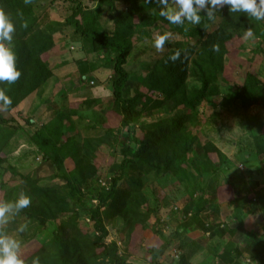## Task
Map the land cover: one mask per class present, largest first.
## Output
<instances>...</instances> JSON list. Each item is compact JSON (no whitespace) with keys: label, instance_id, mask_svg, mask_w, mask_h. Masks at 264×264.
Returning <instances> with one entry per match:
<instances>
[{"label":"rangeland","instance_id":"1","mask_svg":"<svg viewBox=\"0 0 264 264\" xmlns=\"http://www.w3.org/2000/svg\"><path fill=\"white\" fill-rule=\"evenodd\" d=\"M77 1L86 14L93 13L98 4V0L20 1L21 8H33L37 33L32 38L39 43L44 37L51 48L39 56L40 85L1 112L5 122L0 121V202L15 200L24 179L68 193L66 181L58 178L51 161L33 141L36 131L49 127L59 138L67 173L74 172L80 180L78 189L86 204L81 207L73 202L57 218L39 228L37 222L28 224L24 232L18 231L24 225L21 215H17L18 223L13 224L14 216L12 225L9 221L1 225L21 243L19 254L33 251L37 242L49 239L71 216L83 231L96 237L88 209L98 204L97 196L108 192L112 178L119 174L121 148L127 143L123 118L113 109V56L94 52L89 37L75 34L65 24ZM147 1L138 0V4ZM132 2L114 0L115 13L102 4L98 26L107 32L125 29L129 53L124 68L129 80L123 94L139 98L135 128L146 133L179 119L183 133L152 147L140 158L146 166L125 171L118 190L136 185L140 189L126 192L123 207L114 213L109 203L102 207L107 230L103 243L115 244L118 258L129 264H264V155L260 147L264 144V42L245 33L237 40L233 34L226 44L224 64L230 84L218 77L195 112L169 103L156 108L148 97L160 100L163 95H150L149 79L154 72L158 77L163 74L157 66L173 62L169 57L179 51L175 42L180 36L177 26L159 15L160 5L122 23L124 15H131ZM165 33L169 37L163 50L157 51L155 37ZM17 44L13 38V51ZM33 65L28 77L38 70ZM190 68L184 79L186 101L193 100L202 87L198 73ZM245 75L253 78L254 93L245 102L231 99L229 92L238 88ZM192 114L194 119L186 118ZM26 119L32 124L27 125ZM207 144L215 149L207 151ZM128 159L135 158L129 155ZM99 264L115 261L105 259Z\"/></svg>","mask_w":264,"mask_h":264},{"label":"trees","instance_id":"2","mask_svg":"<svg viewBox=\"0 0 264 264\" xmlns=\"http://www.w3.org/2000/svg\"><path fill=\"white\" fill-rule=\"evenodd\" d=\"M20 1L22 0H0V10L10 16L15 26L13 38L18 44L14 53L16 66L21 72L20 78L13 83L0 81V89H3L12 101L7 109L0 106L1 122H5L1 113L2 110H10L23 95L29 94L31 89L40 85L43 70L41 72L39 70V56L51 48L50 41L44 37L42 40L39 39V43L32 38L37 33L33 8L32 6L25 9L21 8ZM75 3L71 15L65 20V24L73 28L75 34L89 37L94 52L106 51L113 56L115 74V79L111 84L114 98L113 109L123 118L122 125L126 128L127 143L121 148L123 160L119 167V174L112 178L108 192L97 196L98 204L94 208L88 209L90 226L96 237L92 238L91 233L83 231L76 217L71 216L61 223L60 228L49 239L38 240V245L33 247V251L19 255L26 264H31L33 258H38L39 264H99L105 259H112L115 264H129L118 258L115 244L106 245L103 243V239L107 237V230L101 218V209L109 203V207L114 213L116 209L123 207L124 203H121V200H124L123 197L126 192H139L140 186L137 185L130 190H118V183L123 180L125 171L127 169H141V165L146 166L145 160L140 158L147 156L152 147L161 144L166 138L183 133L182 124L178 119L176 124L159 125L146 133L136 130L135 118L138 115L136 108L139 98L128 97L123 94V89L129 80V75L124 68L129 53L125 29L120 28L114 32H107L98 26L102 4H107L109 10L115 13L114 0H98L94 12L89 14L84 12L80 1ZM158 6L159 4L155 0L140 4H138V0H133L130 7L131 15H124L122 23L127 18L134 19L136 14L149 12ZM200 15L201 21L198 25H193L187 21L183 25L172 24L177 26L175 32L179 34L180 39L175 42V45L181 54L178 60L172 63H164V68L162 65L157 66L156 69H159L160 72L163 71V74L158 77V74L154 72V77L151 76L152 78L149 79L150 95H163V99L160 100L158 96L154 100L148 97L149 101L156 105V108L169 103L183 106L188 108L190 112H195L198 103L207 98L209 86L214 85L218 81V77L224 84H230L229 80L225 79L229 74L224 72V64L227 54L226 44L230 43L233 34L239 40L244 33L250 30L252 35L264 42V24L247 13L229 12L226 6L220 11L218 17L212 20L203 12ZM190 39L194 40L191 44L189 43ZM214 46L217 49L215 51L213 50ZM33 63L38 66V70L32 77H28ZM189 65L190 67L193 66V72L198 73V78H201L202 87L193 100L186 101L183 88L184 79L191 70ZM30 82L32 85L29 87ZM254 85L253 78L245 75L243 81L237 85L238 88L229 92V97L245 102L254 93ZM191 117L194 119L195 114L186 116L187 119H191ZM24 122L27 125L32 124L29 119ZM33 141L44 154V157L51 161L58 178L66 181L68 191L64 195L56 192L53 187L39 186L35 180H23L21 191L31 198V204L21 210L18 215L23 218L24 225L37 222L39 228V224L45 225L46 221L57 218L71 203L75 202L81 207H85L86 203L78 189L80 180L76 178L74 172L67 173L65 169L63 149L58 146L59 138L54 130L49 127L41 128L33 135ZM207 146V151L213 149L212 144H207ZM260 147L264 155V144ZM129 155L135 159L129 160ZM2 161L0 158V167L3 165ZM19 193L16 194V198ZM11 220H9V225H12ZM16 223H18L17 215L13 219V224ZM0 231L5 233L2 229Z\"/></svg>","mask_w":264,"mask_h":264},{"label":"clouds","instance_id":"3","mask_svg":"<svg viewBox=\"0 0 264 264\" xmlns=\"http://www.w3.org/2000/svg\"><path fill=\"white\" fill-rule=\"evenodd\" d=\"M29 0H25L28 3ZM160 5L159 15L165 18L170 24L183 25L186 21L198 25L201 21L200 13H204L210 20L224 9L226 6L229 12L247 13L258 21H264V0H155ZM26 27V25H25ZM15 26L8 14L0 10V81L13 83L17 81L21 72L16 66V55L12 48L13 34ZM251 31L245 33L250 36ZM169 34H157L154 40V47L157 51H162ZM214 51L217 50L214 46ZM180 58L177 51L169 57L176 61ZM12 101L0 89V106L7 109ZM31 204V198L21 191L13 201L0 202V225L7 224L8 221L18 215L21 210ZM26 225H20L19 232H24ZM21 243L0 231V264H26L20 258ZM31 264H39L38 258H33Z\"/></svg>","mask_w":264,"mask_h":264}]
</instances>
